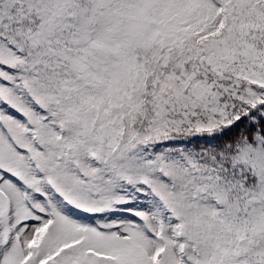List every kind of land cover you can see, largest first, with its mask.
Returning <instances> with one entry per match:
<instances>
[{
    "label": "snow or ice",
    "instance_id": "obj_1",
    "mask_svg": "<svg viewBox=\"0 0 264 264\" xmlns=\"http://www.w3.org/2000/svg\"><path fill=\"white\" fill-rule=\"evenodd\" d=\"M0 264H264V0H0Z\"/></svg>",
    "mask_w": 264,
    "mask_h": 264
}]
</instances>
